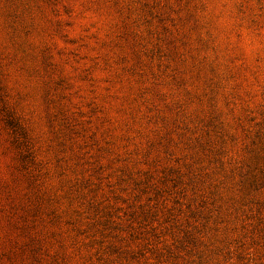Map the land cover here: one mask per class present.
I'll list each match as a JSON object with an SVG mask.
<instances>
[{
	"label": "rangeland",
	"instance_id": "rangeland-1",
	"mask_svg": "<svg viewBox=\"0 0 264 264\" xmlns=\"http://www.w3.org/2000/svg\"><path fill=\"white\" fill-rule=\"evenodd\" d=\"M0 264H264V0H0Z\"/></svg>",
	"mask_w": 264,
	"mask_h": 264
}]
</instances>
